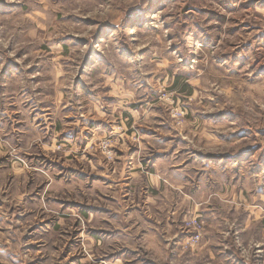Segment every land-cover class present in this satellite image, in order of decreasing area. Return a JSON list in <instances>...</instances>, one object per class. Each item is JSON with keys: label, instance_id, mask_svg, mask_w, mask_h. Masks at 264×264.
<instances>
[{"label": "rangeland", "instance_id": "rangeland-1", "mask_svg": "<svg viewBox=\"0 0 264 264\" xmlns=\"http://www.w3.org/2000/svg\"><path fill=\"white\" fill-rule=\"evenodd\" d=\"M0 264H264V0H0Z\"/></svg>", "mask_w": 264, "mask_h": 264}, {"label": "clouds", "instance_id": "clouds-1", "mask_svg": "<svg viewBox=\"0 0 264 264\" xmlns=\"http://www.w3.org/2000/svg\"><path fill=\"white\" fill-rule=\"evenodd\" d=\"M116 71L119 75H122V76L125 75L126 73H132L133 75L135 74L134 68H127V67H122V66H117ZM107 79L108 78L104 76L103 73H101L99 76L96 77L94 84H97V86L102 88L104 81H106ZM118 83H122V82H118Z\"/></svg>", "mask_w": 264, "mask_h": 264}]
</instances>
